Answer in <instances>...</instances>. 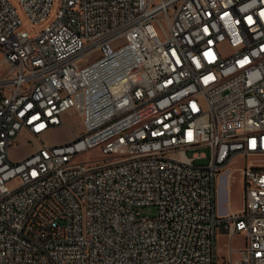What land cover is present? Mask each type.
I'll use <instances>...</instances> for the list:
<instances>
[{"label": "built area", "instance_id": "built-area-1", "mask_svg": "<svg viewBox=\"0 0 264 264\" xmlns=\"http://www.w3.org/2000/svg\"><path fill=\"white\" fill-rule=\"evenodd\" d=\"M0 53V264H264V166L216 211L264 157V0H0ZM71 109L84 134L42 142Z\"/></svg>", "mask_w": 264, "mask_h": 264}, {"label": "rangeland", "instance_id": "rangeland-1", "mask_svg": "<svg viewBox=\"0 0 264 264\" xmlns=\"http://www.w3.org/2000/svg\"><path fill=\"white\" fill-rule=\"evenodd\" d=\"M16 2V0H13ZM58 4V1L55 5ZM19 12L24 19L25 28L29 29L31 33L36 34L44 26H46L50 20L54 17L56 9L50 16V19L40 26L33 28L30 22L26 19L22 10ZM5 66L2 64V55L0 53V75L5 72ZM84 126L81 116L75 109L67 111L63 116V124L54 129H50L43 134L40 138L42 142L50 145H64L73 142L77 137H81L84 134ZM38 146V141L31 138L27 133L22 132L18 138V142L10 149V158L13 162H20L29 156L34 149ZM196 153H203L206 158H199L196 160V165L207 166L212 159V150L208 146H200L195 150H188L187 156L193 157ZM97 156L95 152H88L81 156L80 159H86L88 157ZM254 164L258 166H264V157H248L244 159L238 158L232 165H230L224 173V176L217 180V214L225 215L230 214L233 209L241 210L244 205L243 197V184L241 180L242 173L240 167L244 164ZM144 216H155L157 214V208L148 207L142 210ZM232 244L235 248H240L244 245V237L236 236ZM229 240L227 237H218V248L222 255H227Z\"/></svg>", "mask_w": 264, "mask_h": 264}, {"label": "crops", "instance_id": "crops-1", "mask_svg": "<svg viewBox=\"0 0 264 264\" xmlns=\"http://www.w3.org/2000/svg\"><path fill=\"white\" fill-rule=\"evenodd\" d=\"M237 211H239V210H237V209L235 208V209L232 210L231 213H233V212H237Z\"/></svg>", "mask_w": 264, "mask_h": 264}]
</instances>
